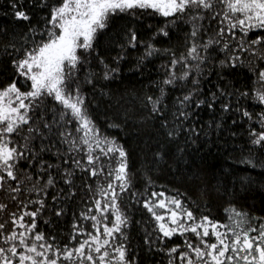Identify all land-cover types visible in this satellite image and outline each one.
Here are the masks:
<instances>
[{"label": "snow or ice", "instance_id": "6c2138e0", "mask_svg": "<svg viewBox=\"0 0 264 264\" xmlns=\"http://www.w3.org/2000/svg\"><path fill=\"white\" fill-rule=\"evenodd\" d=\"M34 3L46 11L32 23V17L19 10L17 0H12L14 16L29 21L30 27L22 34L19 46L10 43L4 49L13 79L0 87V189L19 194L25 185L26 191L36 192L41 198L21 201L25 211L11 214V230L6 227L8 221L0 222V264H139L129 251L128 229L133 223L129 211L134 210V205L122 200L133 186L130 153L101 128L90 110L85 87L97 88L92 62H98L100 78L111 83L118 78L128 50L138 45H143L144 52L137 58V65L160 53L170 57L164 66L165 76L156 85L159 95L144 97V104L151 105L150 112L159 120L158 132L166 141L158 140L154 153L157 160H163L172 155L168 145L182 132L196 134L194 126L183 127L194 115L190 109L214 108L222 97L234 95L217 86L218 92L204 96L199 87L204 75L202 66L218 65L220 73L229 74L247 68L260 85L254 89V98L264 104V0ZM149 10L170 20L147 40L140 38L134 26L115 27L122 14L135 18ZM185 25L190 30L185 33V51L179 55L154 43L157 37L171 39L172 28L182 30ZM101 38L107 39L106 51L117 50L111 63L101 54ZM178 66L182 70L178 71ZM20 78L23 86H18ZM189 81L193 87L177 97L174 105L165 103L170 88ZM100 91L109 94L104 89ZM235 93H239L235 107L229 101L221 103V108L239 111L249 121L258 119L261 127L259 131L250 129V143L258 146L264 157V111L254 116L247 108H240V100L251 93L239 89ZM170 107L175 108L170 113L171 120ZM108 127L120 125L112 122ZM249 152L243 162L264 168V158H253L251 149ZM46 153L53 155L56 163L44 159ZM33 176L38 179L34 181ZM78 176L82 188L76 184ZM148 181L151 183L150 177ZM61 182L64 187L58 186ZM49 189H56L51 195L56 217L65 213L64 207L57 205L73 200L81 190L91 194L90 206L85 205L74 219V234L69 242L37 230V217L47 207ZM131 198L150 214L155 225L152 231L145 228V245L154 254L165 252L167 264H264V216H253L235 207L230 209L227 222L207 214L197 216L179 193L168 195L166 191L132 192ZM29 204L37 207L28 209ZM6 208L0 203V210ZM80 220L90 221L91 230L82 226ZM177 233L185 236V247L164 246ZM187 233L194 234L195 239L187 238ZM157 242L161 246L154 249Z\"/></svg>", "mask_w": 264, "mask_h": 264}, {"label": "trees", "instance_id": "16d2710c", "mask_svg": "<svg viewBox=\"0 0 264 264\" xmlns=\"http://www.w3.org/2000/svg\"><path fill=\"white\" fill-rule=\"evenodd\" d=\"M19 10L27 12L35 23L46 10H41L34 0H17ZM170 18H165L159 13L153 14L149 10L144 15L133 18L127 14H122L115 21V27L122 26L136 27L140 38L147 40L152 33L168 22ZM208 23L207 20L204 21ZM215 25V21H213ZM30 27L29 21L17 19L14 16L12 0H0V87L6 86L13 79L12 68L8 57L4 55L5 46L22 43V34H26ZM190 29L183 26L182 30L175 26L171 30V39L157 37L154 43L161 49H173L177 55L185 51V33ZM7 32L5 35L4 32ZM107 39L101 38V54L111 63L112 57L117 54V50L106 51ZM12 51L11 48L8 49ZM144 52L143 45H138L136 49H129L128 54L120 65L118 78L109 83L100 78L102 71L98 62L93 60L92 68L97 72V88L85 87L89 96L90 110L97 119L101 128L110 136H115L120 143L124 144L130 153V169L133 173V186L128 194L123 195L124 204L131 203L134 210L129 211L132 218V225L128 229L129 251L133 252L139 260V264H167L165 252H150L144 243L145 228L152 231L155 227L152 218L146 210L137 205L131 198L132 192H145L146 190L166 191L168 195L179 193L192 207L197 216L200 214L210 215L215 220L227 222L230 209H243L253 216H264V168L253 167L245 163L244 158L251 155L253 158L261 157L259 147H253L250 143V129L255 127L260 130L258 119L249 121L242 118L239 111H224L221 103L231 101L235 107V102L239 99L240 91H249L251 95L246 99H241L239 107L247 108L255 114L264 111V104H260L255 97L254 89L260 85L256 76L249 72L247 68L235 73H220L218 65L211 64L202 66L204 75L200 78V89L204 96L211 92H218V87L225 88L228 92H233L232 97H222L214 108L201 106L192 108L194 115L190 122L186 121L184 129L195 127L196 134L182 132L175 142L168 145V150L172 155L165 156L163 160H157L154 153L157 150V141L166 143L165 138L158 132L159 120L156 115L150 112L151 105L144 104L146 95H159L157 83L165 76V67L170 60L167 54L160 53L137 65V58ZM182 70L178 66V71ZM230 72V70H229ZM219 73V74H218ZM18 86H23L22 78L17 80ZM193 85L191 82H180L176 88H170L165 103L175 104L176 98L181 97L189 91ZM100 89L106 93L102 94ZM22 90L24 88L22 87ZM168 119L171 120V112L174 107L169 108ZM233 121H236L234 124ZM120 125L119 128L108 127L109 123ZM191 137V139L189 138ZM193 140L195 143H193ZM183 149V151H179ZM44 159L56 163V158L50 153L44 154ZM27 167V165H21ZM151 178V183L148 181ZM38 177L33 176L35 181ZM46 179V177H45ZM92 183V181H87ZM13 187L16 186L15 182ZM42 183V182H41ZM78 187L82 188L79 176L76 179ZM59 187H64L61 182ZM56 189H49V196L46 198L47 207L43 214L37 217V230L44 231L49 235H56L58 240L69 242L73 235L74 219L79 217V212L90 206L89 196L86 190H81L71 201H65L62 205L65 213L60 217L54 215V204L51 195ZM13 197H16L14 200ZM41 198L36 192L26 191V186H21L19 194L7 192L0 189V203L7 205L6 209L0 210V222L8 221L6 227L11 230V214L19 215L25 211L23 204L30 199ZM37 205H28V209L34 210ZM228 210V211H226ZM26 219H30L26 217ZM45 221H48L47 223ZM80 224L90 229V221L80 220ZM22 231V229H19ZM91 230V229H90ZM190 240L195 239L194 234H185ZM185 236L179 233L165 242L166 247L177 244L184 245ZM159 242L153 245L157 248Z\"/></svg>", "mask_w": 264, "mask_h": 264}]
</instances>
